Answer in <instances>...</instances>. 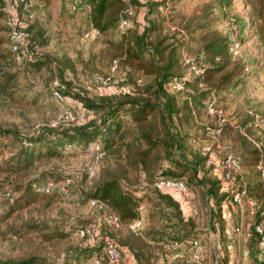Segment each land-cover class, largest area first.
<instances>
[{"label": "rangeland", "instance_id": "obj_1", "mask_svg": "<svg viewBox=\"0 0 264 264\" xmlns=\"http://www.w3.org/2000/svg\"><path fill=\"white\" fill-rule=\"evenodd\" d=\"M6 1L11 11L17 15L18 24L22 29L33 26L35 42L33 47L35 46L36 49L33 56L39 61L36 65L29 63L30 67H24L17 64L24 61L23 56L20 55V61L16 58L17 63H13L12 67V70L18 72L14 97L0 96V129L9 132L5 138H0V166H7L5 161L11 158L13 153L18 152L22 140L27 137L32 138L35 133L46 129L76 126L91 119L90 112L81 107L76 100L64 95L63 101L55 100L53 94L56 88L79 93L91 100H99L102 97L118 100L121 96L129 95L134 98L141 94L144 86L152 80L132 73L130 68L123 64L122 59H113V52L107 41L118 40L119 30L110 34L108 38L101 35L86 38V35L92 32L90 17L83 11L74 13L68 0H32L26 8L21 7L15 0ZM137 2L140 6L139 0H134L132 4ZM151 2L148 8L138 11L135 31L143 32L151 21L159 24L162 36L172 40L183 41L187 38L186 34H189L192 36L191 44L187 49L182 48L179 51L180 60H183L184 55H197L198 34L195 37L192 35L196 27L195 16H199L204 6L211 3V0H151ZM217 10L219 9L215 6L211 11L212 20L220 21L213 25L214 29L230 37V24L234 23L237 26L238 40L242 43L241 57L238 58L246 67V71L243 72L244 82L240 83L241 87L233 93L223 94L218 98L220 105H224L225 108V112L220 110L223 112L222 117L228 120L227 123L220 124L218 119L219 128L223 124H229V127L235 131H227L220 141L226 150L241 155L242 143L236 132L243 137L250 134L251 141L264 145V124H257L254 117L258 115L264 119V48L253 36L252 29L245 27L244 23L247 22L248 26L250 20V11L244 0H234L228 14L230 18L225 21H222L224 16ZM232 18L237 19L238 22L233 21ZM3 23V19L0 20L3 29L0 38L9 43V34ZM0 50L9 53L10 47L6 44ZM26 52L23 51L24 54ZM115 65L117 69L113 70ZM189 71L186 66H182L180 70L181 76L184 75V80L188 79V82L196 77ZM184 87L179 80L166 86L168 93L176 98L179 108L191 94V90ZM209 108L206 110L204 106L196 110L194 119H185L184 125L179 127L180 129L182 127L183 135L188 133L186 136L188 139L185 140L180 135L176 156L183 154L187 156L189 162H195L196 156L201 165V170L199 169L197 174L190 171L181 179L194 193V200L189 206H185L186 203L182 199L185 212L181 215L187 220H184L185 223L189 224L187 229L189 233L182 232L185 229L183 222H180V225L179 221L173 220V228L180 229L181 235H176L174 239L167 237L161 243L153 244L155 251L152 264H191L186 261V258L190 257L189 250L180 257L178 256L180 252L172 249V245L182 243L189 248V243L186 241L194 239L199 240L204 247L200 264H253L250 242L244 243L241 239L239 241L238 237L233 243L234 250L230 251L227 231L229 228L240 226L243 222L254 223L255 219L248 217L246 209L244 213L239 210L233 220H226L223 217V209L230 202L229 197L220 193L219 197L210 198L207 193V183L206 185L203 183L205 178L211 182L215 181L210 168L206 166V158L202 152L205 146L213 144L215 140L213 132L219 129L214 118H211L212 115L208 114ZM71 114L73 119L70 117ZM148 126L149 124L146 127ZM173 132H176L175 129ZM16 138L18 141L14 142ZM254 147L256 148V145ZM69 149L74 152L60 157H44L36 160L33 167L25 172L15 174L0 171V188L13 191L15 198H19L16 187L22 184L32 182L36 186L40 185L41 190L50 182L57 184L52 194H43L38 203L16 212L6 222H0V260L18 261L36 254L53 263H62L64 258L67 260L68 255L73 253L74 248L86 242L79 236L83 227H90L92 233L101 221H105L107 210L99 205L92 206L91 202L84 203L82 198V192L91 190L98 176L105 170L126 169L132 182H139L137 188L144 192L145 188L153 191V181L162 172V168L155 164L151 168L152 174L134 173L130 167H127L126 159L103 156L104 158L97 165L95 177L89 179L87 170L95 165V157L90 152L83 151L81 147ZM203 159L204 163H202ZM165 162L163 168L167 169L170 163ZM244 171L252 186L261 180L255 166H244ZM149 175H152L154 180H151ZM64 191H68L69 195ZM261 197L260 192L255 198L259 201ZM5 203L0 201V215L7 211ZM156 206L161 208L158 201L151 204L145 202L142 206L140 212L144 215H149L152 210L156 214L154 220L151 218L147 222L149 225L142 233L152 228L163 227L161 222L166 213L161 215L162 211L155 208ZM167 212H172V209L168 208ZM25 225L32 227L34 231L26 234L24 239L19 238L16 232ZM49 233L58 237L47 242L43 235ZM123 234L127 232L124 230ZM139 244L140 241L137 242V245ZM255 253L257 256L262 255L258 248ZM71 259H68L71 264H95L98 258L94 254L73 261Z\"/></svg>", "mask_w": 264, "mask_h": 264}, {"label": "trees", "instance_id": "obj_2", "mask_svg": "<svg viewBox=\"0 0 264 264\" xmlns=\"http://www.w3.org/2000/svg\"><path fill=\"white\" fill-rule=\"evenodd\" d=\"M84 1L92 8L89 14L91 25L102 37L108 38L110 34L118 30L123 12L128 7L124 2L121 0ZM133 1L130 0V5L136 11L133 18V28L127 33H120V37L116 41L108 40L107 44L113 52L114 60L122 59L123 64L128 66L132 73L152 80L144 86L141 94L134 98L129 95L121 96L118 100L111 97L91 100L79 93L60 89L65 97L76 100L81 107L89 111L91 119L76 126L46 129V131L42 130L35 133L32 138L27 137L22 140V146L18 152L13 153L11 158L5 161L7 166H0V171L15 174L25 172L33 167L36 160L73 153L74 151L69 149L72 147H81L83 151L90 152L89 147L93 144L100 146L105 158L126 159L127 167H130L134 173L152 174L151 168L156 164L162 168V172L155 177V180L152 175H149V178L155 181H153L154 184L158 180H181L190 171L197 174L201 170L198 157L195 156V162H189L187 156L183 154L176 156L180 135L183 139H188L186 138L188 133L183 135L182 127L181 129L179 127L184 125L185 119H194L196 110H200L204 106L208 110L214 100L213 108L225 112L224 105H220L218 98L223 94L235 92L241 87L240 83L244 82L243 72L246 71V67L240 58H235L230 54V37L214 29L213 25L220 23V21L219 19L212 20L213 15L211 14V11L217 6L219 9L217 11L224 16L222 21L229 19V10L232 8L234 0H211V3L204 6L201 14L195 16L196 27H194L192 35L195 37L198 34L196 43L199 45V51L195 56L191 54L188 56L196 61L200 74L191 71L184 61L180 60L179 56V51L182 48L187 49L191 44L192 36L186 34L187 38L183 41L172 40L167 36H162L159 24L151 21L143 32L135 31L138 11L148 8L152 2L150 0L149 5L145 7L142 5V7L139 6V2L132 4ZM244 2L250 11V20L248 26L246 25L247 22L244 23L245 27L252 29L253 36L264 48V0H244ZM7 7V1L0 0V20L3 19L4 28L9 34V43L0 38V49L6 44L10 47L9 53L0 50V96L12 98L16 92L18 72L12 70L13 63L17 62L11 49L10 28L6 23ZM232 19L238 22L237 19ZM1 31H3L2 26H0V33H2ZM23 31L28 33L29 38L26 47L21 51L24 61L17 64L30 67L29 63L36 65L39 61L33 56V52L36 50L34 49L35 46L33 47L35 43L33 41V26H28ZM240 44L242 45L241 42ZM24 50L27 51L26 54L23 53ZM182 66H186L190 70L189 72L196 75L193 81L188 82V79L184 80V75L181 76ZM175 80H179L185 89L191 90L189 98L180 108L176 98L166 90V86L170 85L171 82L174 83ZM208 114L211 116L209 111ZM212 117L219 128L218 116L212 115ZM147 124H149L148 127H146ZM173 129L176 132H173ZM227 131L235 132L229 127V124H223L222 135ZM7 134L9 135V132L0 129V138H5ZM235 134L242 143L241 155L236 153L241 164L243 167H256L262 156L258 148L254 147L256 141H251L250 134H246L244 137L239 132ZM17 141L18 138L14 140V142ZM261 145L264 148V145ZM165 161L170 163L167 169L163 168ZM204 162L203 159L202 163ZM256 173L258 172L256 171ZM213 179H215L213 182L206 180V178L205 182L202 180L204 184L207 183L205 185L208 196L217 198L220 193L227 195L230 202L225 207L227 210H232V193L240 190V179L235 178L233 189L224 185L218 176H214ZM246 181L252 197L255 198L261 192L262 197L258 201L260 210L254 219L256 225L260 224L264 227V180L261 178L253 186L247 177ZM55 185L57 184L55 183ZM139 185V182H132L126 169L121 168L120 170H105L102 175L98 176L91 190L82 192L84 203L96 201L101 208L114 212L124 227L115 229L109 227L105 221H101L91 235L83 238L86 242H82L81 245L74 248L73 253L68 255V259L72 258L73 261L94 254L97 255L98 259L103 258L104 239L110 237L115 240L121 250L122 264H125V254L122 248H128L136 257L138 264H152L155 250L149 242L156 245L167 237L174 239L176 235H181L180 229L173 228V220L179 221L180 225V222H183L185 229L182 232L189 233L187 232L189 224L185 223L187 220L183 219L181 215L180 203L169 193V190L154 187L153 191L145 188V191L142 192L137 188ZM41 188L40 185L36 186L32 182L22 184L16 187L19 198H15L13 191L0 188V191L11 194L10 198L0 199V201L6 202L5 207H7V211L0 215V222H6L16 212L38 203L42 196L53 193L52 190L47 194L44 191L45 188L42 190ZM154 201H158L161 208H157L158 206L155 208L162 211L161 215L166 213L161 222L163 227L160 229L152 228L148 232L134 235L127 226L140 218L139 209L143 202L151 204ZM168 208L172 209V212H167ZM155 215L152 210L149 218L154 220ZM124 230L127 234H123ZM32 231H34L32 227L25 225L21 226L16 234L19 238L24 239L26 234ZM114 232L117 233L114 235ZM57 237L56 234L50 233L43 235L47 242L53 241ZM138 241H140L139 245H137ZM257 248L262 253L261 256L256 255ZM250 249L253 264H264V250L260 248L259 236L255 233L250 240ZM68 259L64 258L62 263H53L34 254L18 261L0 260V264H71Z\"/></svg>", "mask_w": 264, "mask_h": 264}, {"label": "built area", "instance_id": "obj_3", "mask_svg": "<svg viewBox=\"0 0 264 264\" xmlns=\"http://www.w3.org/2000/svg\"><path fill=\"white\" fill-rule=\"evenodd\" d=\"M17 4L21 7L26 8L30 5L32 0H15ZM70 2L71 9L74 13L79 11H83L85 14L89 15L92 8L89 4H87L84 0H68ZM128 7L123 12L122 18L119 22L118 30L121 34L127 33L133 28V18L135 17L136 11L133 6L130 5V0H121ZM141 5L147 6L150 3V0H140ZM16 5V4H15ZM6 23L10 28V38H11V49L15 54L18 61L21 60V51L26 47L28 33L23 31V29L18 24L17 15L11 11L10 7H7V18ZM230 54L237 58L241 55V44L238 40V32L237 26L232 23L230 24ZM92 32L91 34H87L86 38L98 37L100 34L96 31L91 25ZM184 63L190 68L191 71L200 74V70L197 67L196 61L189 57L188 55H184L183 57ZM117 69V65L114 66L113 70ZM101 80V79H100ZM100 80H97L98 82ZM141 82V81H140ZM53 97L55 100L61 102L64 100L63 94L59 88H56V92H54ZM209 106V111L211 115H217L219 122L227 123L228 120L222 117V111L215 110L213 108V104ZM72 119V114L70 116ZM255 121L257 124H264V119L258 115H254ZM71 119V120H72ZM214 141L213 144L207 145L203 148L202 152L206 158V166L211 169L212 174L215 177H219L224 185L229 188L234 187L235 178H239L241 182V188L238 191H234L232 193L231 203L233 205L232 210H227L226 207L223 209V217L229 221L233 220L234 217L238 214L239 210L244 213V210L247 209L248 217L254 219L258 211L260 210V205L257 199L252 197L247 188V181L245 176L244 167L241 164L237 155L231 150H226L223 146L220 138L222 137V127L215 130L213 132ZM254 142V141H253ZM258 150L262 153L261 158L256 164V171L260 175V177L264 180V148L261 144H257L254 142ZM90 153L95 157V165L88 168L87 175L89 179H93L96 175L97 165L103 159V154L101 152V148L98 144H93L89 147ZM54 182H50L47 187L44 189L45 193L49 194L53 188L55 187ZM154 187L161 190H171L176 191L179 195L182 196L184 200L188 203L194 200V193L188 187V185L181 180H158ZM66 195L68 191H64ZM11 194L9 192L0 191V199L2 198H10ZM92 206H98L96 201H91ZM107 214L105 217V223L112 228L122 229L124 226L121 223L120 218L111 210L106 209ZM141 210V207L140 209ZM244 216V214H242ZM127 228L133 234H141L145 230V220L141 217L134 220L131 224L127 226ZM253 233L259 236V245L262 250H264V227L262 225H256V223L243 222L240 226L236 228H229L227 231V238L229 240L228 249L230 251L234 250L233 243L235 239H240L244 243H249L253 237ZM91 228L86 227L80 230L79 236L81 238L88 237L91 235ZM189 246L192 251L194 262L200 264L204 255V247L202 246L199 240H191L189 241ZM183 247L181 243H174L172 245V249L179 251ZM95 264H122V253L118 246V244L110 237H106L104 239V249H103V258L97 259Z\"/></svg>", "mask_w": 264, "mask_h": 264}, {"label": "crops", "instance_id": "obj_4", "mask_svg": "<svg viewBox=\"0 0 264 264\" xmlns=\"http://www.w3.org/2000/svg\"><path fill=\"white\" fill-rule=\"evenodd\" d=\"M169 193H170L171 195H173V196L175 197L176 200L179 201V203H180V208H181L182 212H185V211H184V208H185V206H189V205H190V202L188 203L186 200H184V199L182 198V196L179 195L176 191H171V190H169ZM182 199L184 200V203H186L185 206H184L183 203H182ZM144 204H145V202H143V203L141 204V209H142V206H144ZM140 211H141V210H140ZM140 215H141V217L145 220V228L148 227L149 223L147 224V222L150 220L149 215H144L142 212H140ZM134 235H139V234H134ZM149 243L153 245V242H149ZM186 243H189V240H187ZM187 250H189V252H190V257L188 256V258H190L191 260H190V259L188 260V258H186V261H187V262H190L191 264H198V263L194 262V260H193V255H192L191 248H190V247L188 248V246H185V244H184L183 247L178 251V252H180L178 256L183 257V256L185 255V251H187ZM122 251H123L124 254H125V264H138V263H137V260H136V257L134 256V254H133L128 248H122ZM183 259H184V258H183ZM183 261H184V260H182V263H183ZM191 261H192V262H191ZM201 262H202V261H201Z\"/></svg>", "mask_w": 264, "mask_h": 264}]
</instances>
